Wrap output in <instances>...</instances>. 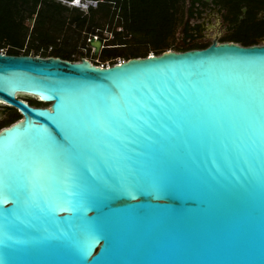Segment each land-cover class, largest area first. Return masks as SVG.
I'll return each instance as SVG.
<instances>
[{
    "label": "water",
    "instance_id": "water-1",
    "mask_svg": "<svg viewBox=\"0 0 264 264\" xmlns=\"http://www.w3.org/2000/svg\"><path fill=\"white\" fill-rule=\"evenodd\" d=\"M262 42L0 52V264H264Z\"/></svg>",
    "mask_w": 264,
    "mask_h": 264
},
{
    "label": "trees",
    "instance_id": "trees-1",
    "mask_svg": "<svg viewBox=\"0 0 264 264\" xmlns=\"http://www.w3.org/2000/svg\"><path fill=\"white\" fill-rule=\"evenodd\" d=\"M95 1L96 7L89 6L84 12L59 0H0V49L8 55L53 56L78 61L73 57L77 43L85 49L86 54L81 57L86 58L89 54L86 39L96 36L102 48L97 55H92L97 60L92 63L104 66L109 61L112 65L170 49V39L185 15L186 0ZM187 12L188 16L192 15L190 8ZM247 16L235 32L220 41L244 46L264 41V21L254 23L252 12ZM103 32L110 38L104 37ZM208 45L192 40L175 46V51L202 49ZM23 100L30 105H47L30 97ZM19 117L15 113L1 120L0 128Z\"/></svg>",
    "mask_w": 264,
    "mask_h": 264
},
{
    "label": "flooded vegetation",
    "instance_id": "flooded-vegetation-1",
    "mask_svg": "<svg viewBox=\"0 0 264 264\" xmlns=\"http://www.w3.org/2000/svg\"><path fill=\"white\" fill-rule=\"evenodd\" d=\"M188 8H190L192 12V15H190L189 17H195L197 19L200 17L202 12H207V14L205 15L206 19L209 18L213 13H224L221 18L223 21H227L231 25L233 31L222 36L220 39L213 38L218 42H221L220 40L225 36H228L235 32L240 27L242 20L248 17L247 15L249 12L254 13V23L257 20L264 21V0H188ZM237 10H239L240 12L236 13ZM187 23L188 22L185 23V28H187V32H189L186 34V37L191 41H196V39L192 37H197V35L201 34L203 24L196 23L193 26H190V24ZM212 28L213 30L218 31L219 26L218 24H214ZM4 119L5 118L0 117V121Z\"/></svg>",
    "mask_w": 264,
    "mask_h": 264
},
{
    "label": "rangeland",
    "instance_id": "rangeland-1",
    "mask_svg": "<svg viewBox=\"0 0 264 264\" xmlns=\"http://www.w3.org/2000/svg\"><path fill=\"white\" fill-rule=\"evenodd\" d=\"M59 1L61 3L69 5L66 2V0H59ZM92 7L93 8L96 7V4L95 5L93 4ZM187 8H188V0H186V3H185V15L182 18V21L175 28L174 36L172 39H170L172 45L170 46V49H168V50H174L175 51V46L191 42V40H189L186 37V34L189 32V31L187 32V30H188L187 28L184 29L186 22H188L187 24H190V26H193L196 23H199V24L202 23L203 24V27L201 29V34L197 35V37H192V38L196 39V41H199V42L210 43L213 38L220 39L222 36L233 31V29L231 28V25L227 21L222 20L221 16H223V14H224L223 12L218 13V14L213 13L207 19L205 16L207 14V12H202L200 17L197 19L195 17H189L188 16ZM80 10H83V9L80 8ZM84 12H86V10H84ZM214 24H218V26H219L218 31L213 30L212 27ZM103 36L104 37L107 36L108 38H110V35L107 32H103ZM88 41H89V39H86V42H88ZM260 43H263V42L261 41ZM88 48H89V54L87 55L86 59L90 60L91 62L97 61L96 59L92 58V55L94 54L93 46H91L89 44ZM49 49H50V47L48 48V50ZM0 52L5 53L4 50H2V49H0ZM85 52H86L85 49H83L80 46V42H79V43H77V47L74 48L73 57L76 60H79L80 58H82L81 56L86 54ZM150 54H153V53L150 52ZM101 65L102 64H100V66ZM105 65H109V61H106L104 63V66ZM0 110H1L0 117L5 118V119H7L12 114H15V113L17 114V111L14 110L12 107H6L2 104H0Z\"/></svg>",
    "mask_w": 264,
    "mask_h": 264
},
{
    "label": "clouds",
    "instance_id": "clouds-1",
    "mask_svg": "<svg viewBox=\"0 0 264 264\" xmlns=\"http://www.w3.org/2000/svg\"><path fill=\"white\" fill-rule=\"evenodd\" d=\"M87 0H66V2L74 7H78L79 9L82 8L81 5L86 3ZM72 2V3H71Z\"/></svg>",
    "mask_w": 264,
    "mask_h": 264
},
{
    "label": "built area",
    "instance_id": "built-area-1",
    "mask_svg": "<svg viewBox=\"0 0 264 264\" xmlns=\"http://www.w3.org/2000/svg\"><path fill=\"white\" fill-rule=\"evenodd\" d=\"M72 3V2H71ZM93 4L95 5L96 4V1L95 0H87L86 1V3H83L82 5H81V9H83V10H87V8L89 7V6H93ZM94 38H96L95 36H94ZM102 66V65H101Z\"/></svg>",
    "mask_w": 264,
    "mask_h": 264
}]
</instances>
